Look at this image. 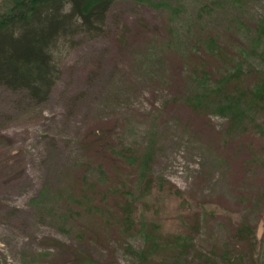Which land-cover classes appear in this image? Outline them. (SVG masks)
Segmentation results:
<instances>
[{"label": "rangeland", "instance_id": "obj_1", "mask_svg": "<svg viewBox=\"0 0 264 264\" xmlns=\"http://www.w3.org/2000/svg\"><path fill=\"white\" fill-rule=\"evenodd\" d=\"M255 22L264 26V0H112L103 30L79 29L60 46L43 100L0 86V264H49L57 255L58 264H133L139 225L224 245L240 216L251 227L246 264H264V135L249 113L227 129L231 116L210 88L193 94L200 64L215 69L197 43L207 36L232 49L230 61L237 54L264 68ZM98 136L100 152L81 148ZM121 146L138 152L149 176L144 195L132 189L130 230L118 222L117 195L134 177L116 165ZM99 199L102 215L93 212Z\"/></svg>", "mask_w": 264, "mask_h": 264}, {"label": "trees", "instance_id": "obj_2", "mask_svg": "<svg viewBox=\"0 0 264 264\" xmlns=\"http://www.w3.org/2000/svg\"><path fill=\"white\" fill-rule=\"evenodd\" d=\"M111 2L112 0H0V86L13 93L22 94L29 100H43L58 77L56 55L61 51L60 46L79 29L87 33L101 30ZM211 8L213 7L204 11L208 12ZM252 29L257 31L258 40L259 36L264 37L263 25H256L255 22ZM197 43L205 46L203 54L208 59L198 56L214 65L215 69L205 70L203 64L199 63L198 71L193 72V79L200 80V89L193 94L200 96L205 89L210 88L209 99L219 97V112H226L225 114L231 116L227 129L233 126L235 114V119L250 114L253 115L257 131L264 135V68H256L246 60L241 61L237 54L230 61L229 52L232 49L216 36H207L197 40ZM224 64L234 70L225 72ZM235 64H238L237 67H234ZM173 72L174 68L170 72V78L166 79L165 87L172 86L170 83L174 81ZM256 120L262 122V125H257ZM212 128L211 126L208 130ZM205 134L208 136V132ZM100 139L98 136L90 144L84 142L81 148L89 150L90 145H96V150L100 152ZM110 152L112 151H109V155ZM115 158L117 166L124 168L126 165L134 174L126 193L117 195L118 204L121 202L119 208L124 210L120 214L122 220L118 219V222L123 229L130 230L134 226L133 205L138 198L134 196L132 189H136L139 196L144 195L149 188V176L144 161L139 159L135 149L121 146ZM98 201L93 206V212L97 215L105 214L102 199ZM138 228L143 230V245L136 253L129 249L134 257L133 264H246L248 260L246 241L251 234V227L247 224L246 216H240L235 221L227 233L228 241L224 245L217 242L203 245L195 241L187 231L180 236L172 233L161 235L157 223L149 222L139 225ZM81 240L85 245L94 247L88 245L84 237ZM97 242L101 245L104 241L98 239ZM52 243L59 245L55 241ZM92 244L96 245L94 242ZM110 247V242H107V248H103L107 251ZM57 262L58 255L49 264H58ZM85 264L103 263L89 260Z\"/></svg>", "mask_w": 264, "mask_h": 264}]
</instances>
